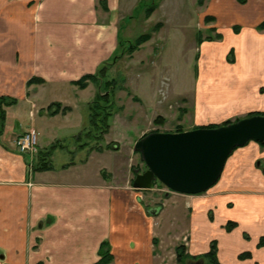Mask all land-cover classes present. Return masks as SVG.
Listing matches in <instances>:
<instances>
[{
    "label": "crops",
    "instance_id": "crops-1",
    "mask_svg": "<svg viewBox=\"0 0 264 264\" xmlns=\"http://www.w3.org/2000/svg\"><path fill=\"white\" fill-rule=\"evenodd\" d=\"M215 2L224 12H233V26L226 35L218 32L221 40L207 45L218 49L225 63L213 54L212 65L199 75L196 128L264 114V30L257 29L264 22V0H247L244 5L236 0ZM140 4L106 0L103 11L98 0H0V97L17 101L5 109L0 134V264H94L103 242L110 246L111 264H167L169 250L174 252L184 236H192L190 254L209 251L210 239L195 243L194 238L204 224L217 226L222 235L217 240L219 264H264V246H257L264 237V147L256 142L237 148L229 159L230 172L224 170L204 194L168 191L155 205L132 188L127 170L99 167L92 176L94 158L113 151L88 149L68 167L52 164L51 170L40 171L33 168L37 159L30 163L15 149V141L31 128L39 150L52 144L45 141L43 126L61 113L52 117L45 110L58 103L70 113L78 104L71 96L50 103H40L37 97L49 85L65 87L70 94L92 90V84L80 90L71 82L94 74L118 54L120 19H131L125 16ZM211 72L232 75L227 88L219 89L229 95L221 104L209 99L211 88L201 80ZM215 84L216 80L213 93ZM156 109V116L167 121L166 112ZM11 110L23 113L13 115L14 123L9 122ZM228 221L236 227L221 231ZM242 253L250 256L240 260Z\"/></svg>",
    "mask_w": 264,
    "mask_h": 264
},
{
    "label": "rangeland",
    "instance_id": "rangeland-1",
    "mask_svg": "<svg viewBox=\"0 0 264 264\" xmlns=\"http://www.w3.org/2000/svg\"><path fill=\"white\" fill-rule=\"evenodd\" d=\"M139 1L142 3L138 5L139 8L128 12V15L125 16H131V19L124 21L120 19L118 25L121 27L120 37L124 42V47H121L117 54L119 57L112 60L113 63L106 71L107 79L115 80L112 98L114 109L112 117L108 120L109 128L99 145L102 147L109 145L111 149L103 151H113L114 153L98 155L94 158L90 168L92 176L96 175L99 167L117 172H126L127 170L128 176L131 177V185L135 175L145 171L140 155L133 150L137 140L149 133L161 132L163 129L173 133L176 128H181L183 131L196 128L194 125V103L197 97L199 75L203 72L202 70L210 68L211 58L214 55L219 61L225 63L224 57H221L218 49L207 47L208 44L217 41H206L205 38L214 39L218 32L226 35L225 33L231 32L233 26L231 24L233 12H231L232 14L224 12L217 2L214 3V0H205L202 7L197 5L196 0H137V2ZM150 2H153L151 5L154 6L155 12L146 20L144 13L151 6ZM213 15L218 17L220 24L216 25L215 19H212ZM208 17L212 20L207 21ZM156 24H160V29L152 33L149 42L135 51L127 50V41H133L142 34L151 33ZM213 27L216 32H210V28ZM198 33L202 38L200 45L197 44ZM227 61L230 63L229 57ZM231 78L232 75H222L217 72H211L210 75L205 74L201 77V80L211 88L210 95L212 96L209 99L212 102L221 104L227 100L229 95H225V92H220L219 89L224 86L227 88ZM215 80L217 84H215L216 90L213 93ZM96 93L97 89L94 84H92V90L89 88L82 93L76 91L72 94L68 93L65 87L49 85L37 97L40 103H50L54 100H66L71 96L73 100L76 99L78 104L72 112L55 115V118L48 119L46 126H43L45 141L58 146L54 151L60 146H64L66 149L56 151L52 161L50 158L51 165L58 167L66 164L65 167H68L73 161L78 162L88 149L97 145L93 138H82L80 142L75 140L79 133H85L89 128V106ZM156 106L166 112L167 121L153 123L157 118ZM6 108L8 107H2L5 113ZM55 108L53 105L49 109L47 108L45 113L49 115ZM15 114L23 115L22 111L19 114V112L11 110L8 114L10 123H14L15 120L12 118ZM29 116L32 114L30 113ZM80 145H84V147L81 148ZM112 148L115 149L112 150ZM73 149H84V152L69 153ZM233 153L227 159L221 176L224 170L229 171V167H231L229 159ZM103 176L107 177V175ZM140 192L144 194V200L149 205H155L157 202L163 201L162 194L168 190L155 182L150 190ZM170 208L172 210V207ZM208 218L209 221L212 220L211 213L208 214ZM215 220L218 221L217 218ZM210 223L213 222L210 221ZM217 229L218 227L215 225L208 227L204 224L195 234V243L205 242L207 239L217 242L222 238ZM223 230L221 228V231ZM190 238L192 239L191 235ZM190 238L184 236L183 243L178 245L174 252L172 249L169 250L167 264H210L201 255L190 254ZM179 246L184 249L181 261H177L176 249ZM236 247V249L241 248L240 246Z\"/></svg>",
    "mask_w": 264,
    "mask_h": 264
},
{
    "label": "water",
    "instance_id": "water-1",
    "mask_svg": "<svg viewBox=\"0 0 264 264\" xmlns=\"http://www.w3.org/2000/svg\"><path fill=\"white\" fill-rule=\"evenodd\" d=\"M250 141L264 142V116L211 129L149 133L134 143L145 171L135 175L131 186L147 191L157 182L172 193L202 194L218 182L233 151ZM261 171L264 176V165Z\"/></svg>",
    "mask_w": 264,
    "mask_h": 264
},
{
    "label": "trees",
    "instance_id": "trees-1",
    "mask_svg": "<svg viewBox=\"0 0 264 264\" xmlns=\"http://www.w3.org/2000/svg\"><path fill=\"white\" fill-rule=\"evenodd\" d=\"M205 0H196V3L199 7H202L204 4ZM247 0H236V2L240 5H244L246 3ZM151 5V4H150ZM98 6L101 8V10L103 11H107V6H106V0H98ZM154 12V6H149L145 13H144V18L148 19L152 13ZM214 20V18H212ZM210 17L206 18L207 21H211L212 20ZM160 29V24H156L153 31L150 33H145L140 35L139 37H137L136 39H134L133 41H127L128 45H127V50L129 52L135 51L137 50L140 46H142L143 44L147 43L148 41H150V39L152 38V33L153 32H157ZM258 30H264V22H262L258 28ZM216 32L215 28H210V32ZM233 31L236 32L237 31V27H233ZM197 44L200 45L202 43V38H201V34L198 33L197 36ZM222 36L221 34H216L215 38L212 39L211 37H206L205 40L206 41H217V40H221ZM123 40H119L118 42V51L121 49V47H124L123 44ZM232 54L230 53V56ZM119 56L116 55L114 56L113 59L116 60V58H118ZM112 59V60H113ZM107 62V63H103L94 74L91 75H86L84 77H82L81 79L71 82L72 85L76 86L78 89L80 90H84L87 88V86L89 84H94L96 86L97 89V93L94 97L93 102H91L90 106H89V128L85 133H79L76 137L75 140L76 141H81L82 138H93L96 141V144L94 147H92L90 150L92 151H103L104 149H111V147L109 145L102 147L99 145V143L103 140V135L106 134L108 128H109V124H108V120L112 117L113 114V109H114V105H113V94H114V90H115V80L114 79H107V74L106 71L108 69V67L113 63V61ZM37 83H43L42 80L40 79H36L34 80ZM33 82V81H32ZM31 82H28V85H30ZM17 104V101L13 98L10 97H0V134L3 131V123H4V119H5V112L3 111L2 107H9L12 105ZM55 106L56 108L51 111L49 113V115L51 116H55L59 113L61 114H66L70 111L69 108L65 107L62 108L60 104L55 103V104H51L48 109L52 106ZM256 115H261L264 116V114L262 113H249L247 115V117H252V116H256ZM238 121V120H236ZM235 121V122H236ZM159 122H163L161 117H157L156 119H154L153 123L157 124ZM232 122L230 121H226L224 123H222L221 125H208L206 127H200V128H217L219 126H224V125H228ZM194 129H198V128H194ZM183 132V130L181 128H176L173 133H180ZM260 146L264 147V142L263 143H258ZM57 145H51L46 149H42V150H38V155H37V162H35L33 168L34 170H40V171H46V170H51L53 167L51 165L50 162V158L51 155L53 153V151L57 148ZM81 148L84 147V145H80ZM60 148H64V146H60ZM115 148H112V150ZM236 150V149H235ZM138 153V152H136ZM65 167V165L63 166ZM211 221V220H210ZM236 227V223L228 221L226 223V225L224 226V230L226 233L231 232L234 228ZM258 247H262L264 246V237L260 238L259 242H258ZM177 261H181V257L183 256L184 253V249L182 246H179L177 249ZM99 260L94 263V264H111L113 261V256L111 254V249L110 246L108 245V243L103 242L100 245L99 248ZM216 254H217V242L215 240L210 242V246H209V251L202 255L203 258H206L210 264H219L216 258ZM250 256L249 253H242L238 256V259L243 260L246 259Z\"/></svg>",
    "mask_w": 264,
    "mask_h": 264
},
{
    "label": "built area",
    "instance_id": "built-area-1",
    "mask_svg": "<svg viewBox=\"0 0 264 264\" xmlns=\"http://www.w3.org/2000/svg\"><path fill=\"white\" fill-rule=\"evenodd\" d=\"M37 142L36 132L34 130H29L23 133L15 141V149L19 154L27 156L30 163H33V161L37 158L38 153Z\"/></svg>",
    "mask_w": 264,
    "mask_h": 264
},
{
    "label": "flooded vegetation",
    "instance_id": "flooded-vegetation-1",
    "mask_svg": "<svg viewBox=\"0 0 264 264\" xmlns=\"http://www.w3.org/2000/svg\"><path fill=\"white\" fill-rule=\"evenodd\" d=\"M199 264V263H198Z\"/></svg>",
    "mask_w": 264,
    "mask_h": 264
}]
</instances>
